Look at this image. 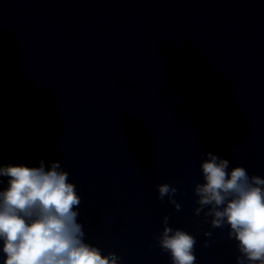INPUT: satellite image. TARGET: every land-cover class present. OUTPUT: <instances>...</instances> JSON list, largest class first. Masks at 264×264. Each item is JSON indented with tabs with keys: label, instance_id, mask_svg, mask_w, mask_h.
Masks as SVG:
<instances>
[{
	"label": "water",
	"instance_id": "1",
	"mask_svg": "<svg viewBox=\"0 0 264 264\" xmlns=\"http://www.w3.org/2000/svg\"><path fill=\"white\" fill-rule=\"evenodd\" d=\"M209 152L264 178V0H0V166L59 161L85 242L171 264L167 215L195 264H237L193 214Z\"/></svg>",
	"mask_w": 264,
	"mask_h": 264
},
{
	"label": "clouds",
	"instance_id": "2",
	"mask_svg": "<svg viewBox=\"0 0 264 264\" xmlns=\"http://www.w3.org/2000/svg\"><path fill=\"white\" fill-rule=\"evenodd\" d=\"M204 155L207 158L199 165L203 182L193 188L197 197L193 214L199 216L207 208L205 222L212 228L227 224L228 237L237 241V264H264V178L249 176L241 166L229 171L227 159L210 152ZM0 176L8 178L7 187L0 189L3 264H120L116 253L103 255L85 242L74 210L80 197L59 161H52L48 169L43 161L38 167L0 166ZM156 187L158 199L167 196L180 209L173 199L176 187L168 183ZM168 220L167 215L162 218L157 237L161 250L170 254L171 264H195V237L169 227Z\"/></svg>",
	"mask_w": 264,
	"mask_h": 264
}]
</instances>
